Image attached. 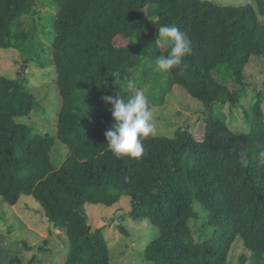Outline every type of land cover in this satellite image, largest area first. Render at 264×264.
<instances>
[{"label": "trees", "instance_id": "obj_1", "mask_svg": "<svg viewBox=\"0 0 264 264\" xmlns=\"http://www.w3.org/2000/svg\"><path fill=\"white\" fill-rule=\"evenodd\" d=\"M41 2L57 10L52 30L48 34L42 24V33L51 44L61 97L56 139L69 153L59 167L52 164L55 139L15 121L36 102L25 79L0 76L1 200L14 206L29 196L38 203L51 227L67 238L64 264L110 263L103 228L91 226L84 205L110 207L121 197L130 199L131 219L149 220L159 232L144 250L148 264H227L237 238L252 264H264L263 95L246 111L245 133L232 132L219 113L239 105L249 61L264 59V22L258 21L264 0H255L256 8L209 0ZM36 6L37 0H0V49L42 63L24 21L37 15ZM163 24L191 41L190 54L168 73L156 64L170 50L156 45V25ZM116 38L126 44L115 45ZM140 69L144 82L161 94L177 86L196 100L205 125L200 137L183 128L173 138L151 135L142 141L140 158H117L106 148L113 118L102 98L133 95L125 81L136 80ZM228 82L237 89L230 91ZM194 202L205 211L198 240L191 226L199 220ZM34 262L32 257L28 264Z\"/></svg>", "mask_w": 264, "mask_h": 264}, {"label": "rangeland", "instance_id": "obj_2", "mask_svg": "<svg viewBox=\"0 0 264 264\" xmlns=\"http://www.w3.org/2000/svg\"><path fill=\"white\" fill-rule=\"evenodd\" d=\"M209 1L221 7H241L246 4L254 8L257 6L255 0ZM49 6L50 2L37 0V15L24 18L26 30L35 38L33 51L42 58V63L34 61L32 56H21L15 50L0 49V76L13 80L25 79L36 102L29 115L17 117L15 121L31 127L37 134L55 139L50 158L52 164L59 167L67 158L69 151L56 139L61 97L56 83L57 74L51 62V44L42 33V24H46L47 33L52 30V18L57 14L56 8ZM258 21L263 23L264 17L258 15ZM39 43L41 46H37ZM114 43L123 46L126 41L116 38ZM159 45L161 49L168 46ZM142 71L140 69L136 74L135 91H142L149 107L154 110L156 132L153 136L173 138L177 130L183 128L194 133L195 137H200L205 125L203 117L199 115L202 106L177 86L164 94L152 89L150 84L142 79ZM244 75L246 87L239 96V105L235 107L225 105L219 110L220 115H225L228 128L236 134L248 131V124L244 121L245 114L257 94L263 95L264 112V59L252 58L245 68ZM227 87L230 91L237 89L233 82H228ZM192 206L199 219L191 221L195 238L198 240L202 238V233L197 229L203 225L205 211L198 203L194 202ZM130 210L129 197H121L110 207L84 205V212L91 226L103 228L109 248V264H148L143 260L144 250L159 236L157 228L152 226L149 220L131 219ZM121 229H125V233ZM204 232L207 236L210 235L209 229H205ZM0 249V264H6L12 258L21 260L22 264H28L32 257H35L34 264H64L69 254L64 233L51 227L38 203L29 196L20 197L14 206L4 203L0 198ZM227 264H252L251 254L243 248L240 238L233 243Z\"/></svg>", "mask_w": 264, "mask_h": 264}, {"label": "clouds", "instance_id": "obj_3", "mask_svg": "<svg viewBox=\"0 0 264 264\" xmlns=\"http://www.w3.org/2000/svg\"><path fill=\"white\" fill-rule=\"evenodd\" d=\"M169 45L167 55L156 59L158 70L168 73L180 66L183 59L191 52V41L187 35L176 26L168 24L157 26L156 45ZM127 91L133 95L123 96L119 92L113 96H104L103 102L111 105L113 124L106 131L107 149L117 158L138 159L144 153L143 139L156 132L154 110L149 107L142 91H135L136 80L125 81Z\"/></svg>", "mask_w": 264, "mask_h": 264}]
</instances>
